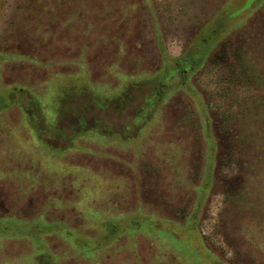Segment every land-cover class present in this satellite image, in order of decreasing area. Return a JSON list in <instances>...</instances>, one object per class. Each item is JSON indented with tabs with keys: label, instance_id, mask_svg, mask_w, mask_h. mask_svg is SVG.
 <instances>
[{
	"label": "rangeland",
	"instance_id": "rangeland-1",
	"mask_svg": "<svg viewBox=\"0 0 264 264\" xmlns=\"http://www.w3.org/2000/svg\"><path fill=\"white\" fill-rule=\"evenodd\" d=\"M6 214L43 264H264V0H0ZM36 249L0 234V264Z\"/></svg>",
	"mask_w": 264,
	"mask_h": 264
},
{
	"label": "trees",
	"instance_id": "trees-1",
	"mask_svg": "<svg viewBox=\"0 0 264 264\" xmlns=\"http://www.w3.org/2000/svg\"><path fill=\"white\" fill-rule=\"evenodd\" d=\"M99 2H101L103 5L106 6V8H127V5L129 4H135V0H98ZM133 8H135V5H133ZM221 19L223 20L222 16H220ZM214 19L213 21L209 22L210 26L208 27L207 31H205L206 33V39L203 38L202 39V43H200V45H198L196 48L194 47V49H192L191 51L194 52L193 56L190 52V54H188L187 59H189L188 63H190L189 66H185V68L183 67V65L181 64V60H177L175 58H173L172 60L174 61V68L175 69H179V71L182 73L183 79H185V75L186 73H191L193 72V70H195L197 67L200 66V64L203 62V56L201 55V51L200 47H203L205 45H208L207 42L209 43L212 40V37L215 35L212 32H217L218 29L221 28V23L222 21ZM213 23H216L213 24ZM187 63V64H188ZM170 73L171 77L170 79L172 80L173 77V69H168L165 70V73ZM150 79L149 82V91L150 92H146L144 95V100H148L154 97V93H153V89L155 90V80L150 77L148 78ZM181 80L180 82L183 84V82L185 80ZM161 89L156 90L157 93L160 91ZM151 93V95H150ZM156 96V95H155ZM144 111V106H140L137 110H136V119L141 118L142 117V112ZM205 123H208L206 118H205ZM141 123H140V127H141ZM211 174H207L206 179L210 178ZM195 219V218H193ZM58 223H62V222H58ZM110 224V221L105 222L104 228H106V226ZM117 224V223H116ZM115 224V225H116ZM146 224L151 225L152 224V220L150 219L149 221L146 222ZM45 223H42L40 220H35V221H30V220H25L22 219L20 217H16L10 214H6V215H1L0 216V234L1 235H8V234H12V235H24L29 233V236H31V239L37 244V249L35 250V252L31 255V259L32 260H36V258L39 259V262L41 264L43 263H48L49 262V256H51V252H49L48 246L46 244V240L44 238V230L47 229V227L45 226ZM114 225V226H115ZM135 229H139L143 226V221H141V219L137 218L135 219ZM113 230V229H112ZM168 230V229H167ZM23 231V232H22ZM163 234L167 237L168 235L173 236V232H169L166 230H164ZM84 241H86V248L87 247H94L95 246V241L94 240H88L86 238H78L76 240V245L80 246V243H83ZM90 242V243H88ZM95 248V247H94Z\"/></svg>",
	"mask_w": 264,
	"mask_h": 264
}]
</instances>
